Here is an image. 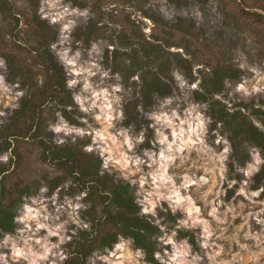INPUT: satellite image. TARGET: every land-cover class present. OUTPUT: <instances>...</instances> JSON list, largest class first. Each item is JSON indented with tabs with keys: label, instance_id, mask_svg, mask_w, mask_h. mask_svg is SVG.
<instances>
[{
	"label": "clouds",
	"instance_id": "clouds-1",
	"mask_svg": "<svg viewBox=\"0 0 264 264\" xmlns=\"http://www.w3.org/2000/svg\"><path fill=\"white\" fill-rule=\"evenodd\" d=\"M212 11L215 12V8ZM159 13L166 21H174L177 15H188L186 12L175 11V6L172 10L161 7ZM38 15L50 26L60 25L57 40L49 44V50L73 77L66 80V87L72 91L77 85H82L80 91H72V99L78 111L85 114L75 118L86 127L70 124L63 113L57 111L56 122L48 123V131L54 134L53 143L61 146L66 143L65 137L71 136L72 142L75 143L77 137L84 139L90 136L92 142L84 145L83 151L95 152L100 157V175H104L106 171L111 174V167H118L120 176L117 179H123L136 189L133 193L134 203L140 209L136 216L154 218L149 219V223L163 233L152 237L157 241V250L152 253L157 264H245V256L250 264H264V199H258L264 193V179L260 181L257 190H251V185L255 183L252 178L260 173L264 157L261 156V150L253 145L249 148L251 161L245 162L244 167L233 161L235 172L243 176L239 181L236 196H241L249 202L250 210L244 215L243 204L233 206L222 199L227 194L225 183L228 189L238 183L236 179H228L227 161L232 153L228 134H220L219 128L222 125L218 123L217 129L212 132L215 140L211 143L208 141L209 125L213 123L212 117L206 115L209 103L198 102L191 95L197 91L203 92L200 87L202 78L197 75L202 65L192 66L195 80L191 83L179 68L174 66L171 69L170 75L181 95L176 94V89H173L172 95L163 98H160L159 93H153V99L157 103L152 110L145 112L143 106L137 108L151 123L146 127L142 126L139 133H136L134 124L117 127L118 123L126 119L121 103L122 96L118 95L124 91L121 83L123 77L119 72L113 74L111 69L105 70L99 63L103 60L105 48L111 54L113 45L103 39L91 41L87 50L89 59L83 62L80 50L70 55L72 49L66 46L70 44L71 33L77 27L78 21L82 19L83 23L87 24L89 19L95 18L91 6L81 9L73 7L70 2L63 3V0H39ZM191 16L197 27L204 22L199 5ZM217 17L222 19L219 13ZM143 30L149 31L147 28ZM242 59L240 50L237 49L233 63L244 70ZM0 69L7 72V63L2 57ZM248 71L254 75H241L235 87H232L229 78H225V85L231 89L227 95L233 102L243 100L247 103L252 96L264 93V73L255 67L249 68ZM96 76H99L98 83L92 80ZM139 76L137 73L131 79L139 81ZM108 79L116 83L108 84ZM13 87L19 88V84H6L5 75L0 74V90L9 92ZM25 93L26 89L16 92V99L22 98ZM212 99L220 100L228 105L229 111L232 110V104L224 99L223 93H214ZM14 107L19 108V104ZM72 110L71 105L67 106V111ZM0 116H5V113L0 112ZM87 116H91L102 126L97 128L89 124ZM4 122L0 120V125ZM256 126L264 131V127L258 123ZM149 128L154 131V138L149 141L152 147L137 152L138 146L145 143ZM213 145L222 146V150L217 151ZM193 152L196 154L195 159L192 157ZM10 157V151L0 154V163L7 164ZM145 167L147 171L144 170ZM136 174H139L138 178H133ZM67 184L68 182L64 187ZM48 191L47 185L42 184L36 195H25L21 198L13 223L23 227L16 228L15 235L0 230V264H64L70 256L62 246L70 243L73 236L77 235L76 229L72 230L71 235L68 234V224L73 223L81 231L92 232L91 222L79 218L81 211H87L91 207L90 202L83 203L88 195L87 190L74 198L65 197L63 204L58 203L60 188L56 189L51 198L46 195ZM198 202H203L204 211L198 206ZM48 203H51L54 211H49ZM165 204L167 208L164 207ZM65 205L71 211L68 212V219L61 221ZM158 208L161 212L170 211L173 216L181 214L182 218L177 219L171 231L167 224L162 223ZM237 208L241 211H237ZM237 216L242 217V223L234 226L231 222ZM250 220L259 226L258 231L253 232ZM229 226L233 227L231 234H227ZM197 229L199 231H196ZM181 230L194 232L196 246L201 251L194 250L189 237L178 238ZM53 237L57 238L55 242ZM217 241H225L229 246L235 244L238 251L230 257L222 255L224 247ZM248 241L252 243L249 244ZM134 243L132 236L117 234V242L112 248L103 249L106 254H101V251L96 249L89 259L92 264H96L97 260L102 264H125V261L128 264H151V261L147 260V250L143 247H136L134 253L126 255Z\"/></svg>",
	"mask_w": 264,
	"mask_h": 264
},
{
	"label": "trees",
	"instance_id": "trees-1",
	"mask_svg": "<svg viewBox=\"0 0 264 264\" xmlns=\"http://www.w3.org/2000/svg\"><path fill=\"white\" fill-rule=\"evenodd\" d=\"M138 1V0H137ZM0 2L9 1L0 0ZM7 3L6 6H7ZM0 5V11H3ZM245 20L251 25L264 27V9L263 11L246 10L244 11ZM181 17L172 24L180 33H191L195 27V22L191 20V25H184ZM33 24L37 26L36 34L38 39L34 47L37 57L41 64L48 70L49 81L42 84L33 77L30 68L18 63L17 58L12 54L6 55L8 63V79H16L26 87L27 93L21 98L19 108L13 110L9 116V121L0 126V136L5 137V150L11 148V141L8 139H18L28 137L41 148V159L63 171L62 174L48 177L47 182L51 190L59 187L64 182H70L68 192L78 194L85 190L88 195L85 202L91 204L87 211H82V215L91 222L92 232L79 231L69 243L70 258L65 264H87L91 253L99 249L103 252L105 247L112 248L117 242V234H123L125 237L132 236L137 247H143L147 250V260L157 264L153 259L152 253L157 250V241L153 236H158L160 229L149 223V218H140L136 213L140 211L134 203L136 189L132 188L128 182L117 179L115 173L109 174L107 171L100 175L102 160L96 153H85L83 146L90 142L89 137L84 139L68 138L66 143L57 146L53 143L54 134L48 131L49 121L54 122L55 113L61 111L64 117L75 125H82L75 117L81 116L72 99V91L66 87V80L70 75L65 67L49 50V44L57 35V30L41 20L37 10L34 11ZM171 43L160 40H141L130 41L123 44V49L115 48L117 57H127L129 63L121 62L119 68L124 75L125 80H130L133 74L139 73V81H135L138 87L139 95L125 104L126 124L133 122L140 126L149 124V121L137 110L138 106L148 109L155 104L153 93H159L160 97L171 95L173 89H176L175 80L170 75L172 61L181 60V53L169 51ZM171 57H177L172 59ZM227 57V56H226ZM123 65V68L121 66ZM243 70L235 66L230 60H224L219 64L212 65L210 71L203 77L201 88L203 92H194L197 100L208 102V112L213 119L214 125H222L227 132L232 143V155L230 166L234 169L233 161L244 165L250 160L249 148L258 146L264 155V131L257 127L253 122L248 110L252 109L253 114L262 115L264 125V109L256 107V97L245 103L241 101L229 111L228 106L220 100L212 99L214 93H220L225 89V78L232 80L239 79ZM260 101L264 104V98L260 96ZM51 103H54L51 104ZM51 105L50 112L46 115L45 108ZM72 106V111H67V106ZM244 109L245 111H241ZM247 113V114H245ZM153 134L151 128L148 129V141ZM16 151V150H15ZM7 171L6 164L0 163V176ZM258 183L264 179V165L260 173L255 176ZM40 182L34 180L31 184L23 187V190L16 197L7 202L0 203V230L3 232H15L18 224L13 223V217L17 215L16 209L21 203V198L25 195L37 194ZM170 215L171 212L168 211ZM173 216V215H172ZM177 213L174 218L180 217ZM2 233H0V237ZM180 238L189 237L192 243H196L195 235L192 231H179ZM102 264V263H97Z\"/></svg>",
	"mask_w": 264,
	"mask_h": 264
},
{
	"label": "rangeland",
	"instance_id": "rangeland-1",
	"mask_svg": "<svg viewBox=\"0 0 264 264\" xmlns=\"http://www.w3.org/2000/svg\"><path fill=\"white\" fill-rule=\"evenodd\" d=\"M7 1H9L10 6L7 2H0L2 9H4L3 11H0V57L4 58L7 63L6 55L12 54L17 58V61L20 65L26 66L31 69V71L33 72V77H35L36 80L42 82V84L48 83V70L44 67V65L41 64V60L37 57L34 51L38 35L36 34L37 26L33 24L32 20L34 11L37 10L38 13L39 0ZM69 2L73 7H80L81 9L90 5L92 11L95 13V18L89 19L87 24L83 23L82 19L78 21L77 27L71 33L70 44L66 45L70 46L72 49L70 55L74 54L76 50H80L82 53L81 62H83L89 59L87 50L91 46V41L103 39L106 40L109 44L113 45L111 54H109V50L105 48L103 60L99 61V63L105 70L111 69V72L113 74L119 72L123 77L121 83L123 85L124 91L118 93V95L122 96L121 103L123 106L125 117V104L129 100H133L138 97L139 91L138 87L134 83L135 81L131 79L136 75V73L133 74L130 80L127 81L124 79V75L119 68L121 62L124 61L129 63V59L124 56L117 57L114 49H123V44H127L130 41H141L144 39L151 41H169V43H171L169 49H177L178 51L175 52L181 53L182 56L181 60H179L178 62L172 61L171 69L174 66L176 68H179L185 74L190 83L195 80V77H193L192 75V66L194 64L202 65V67L198 69L197 75L203 80L204 75L206 74V72L210 71L212 65L219 64L224 60L226 61L227 59L233 63V59L236 55L237 49L240 50V54L243 58L241 62L245 64V69L243 70L244 73L242 75L252 77L254 74L248 71V69L251 67H255L259 71L264 73V27L251 25L250 23H248V21L245 20L244 17V11L246 10L263 11L264 0H166V3L165 0H63V3L65 4ZM5 3H7V6ZM197 5H199V10L203 14L204 21L199 27L196 26V21L191 16V13L195 11ZM173 6H175V11L181 13L186 12L188 13V15H177L174 21L164 20L159 13V9L161 7H165L169 10H172ZM213 8H215V12L212 11ZM217 13H219V16L222 17V19L217 17ZM179 17L187 19L183 21L184 25L186 26L191 25V20L195 22V27L192 29L191 33H180L175 28H172V24ZM71 19L76 18L71 17ZM53 27L57 30V35L52 41L55 42L59 35L60 25L57 24ZM145 28L149 29V31L145 32L143 30ZM78 41L80 42L79 44L77 43ZM181 49L183 50L182 52L179 51ZM171 58L174 60L177 57ZM234 65L237 66L236 64ZM121 68H123V65L121 66ZM0 74L5 75L6 84L13 86L19 84V88L13 87L9 92L0 90V112L5 113V116H0V120H4L5 122H7L9 121L10 114L14 109H16L14 106L17 103L20 105L21 98L17 100L15 97V93L21 90H25L26 87H23L18 79L14 81L8 79V63L7 72L5 73L4 69H0ZM70 78L73 77L70 76L69 79ZM92 80L94 83H98L99 76L93 77ZM238 80L239 79H229L232 87H235V83ZM106 83L114 84L116 82L112 79H108ZM81 87L82 85H77L74 91H80ZM129 89H131L130 92ZM230 90L231 89L225 85V89L220 93H223L224 99L228 100L229 103L232 104L233 110L234 106L239 104L243 100H240L239 102H233L232 100H230L227 95ZM176 94L181 95L178 87L176 88ZM191 95L192 98L196 101L203 102L197 100L194 97V93H192ZM260 96L264 98V93L254 95L249 98L248 101L256 97V107H261L262 109H264V104L261 103ZM156 103L157 101H155L154 105H156ZM51 104L54 105V103ZM153 106L148 109H143L145 112H147L152 110ZM50 108H52L51 105L45 108L46 115L50 112ZM248 113H250L253 121H256V123L264 127L261 120V114H253L252 109L248 110ZM206 115H210L208 111ZM83 116H85V114L82 113L81 117ZM86 118L88 119L89 124H92L94 127L99 128L102 126L100 122L94 121L91 116H87ZM56 119L53 123L56 122ZM125 120L126 119L118 123L117 127H128L129 125L134 124V131L136 133H139L142 126L138 125L135 122L126 124ZM149 123H151V121H149ZM76 126L86 127V125L84 124ZM143 126L146 127V124ZM216 129L217 125H214V123L209 125L208 141L210 143L215 140V136L212 135V132ZM219 132L222 136L227 133L222 126L219 128ZM61 136H63V134H61ZM86 137L90 138V142L88 143L90 144L92 142L91 137ZM4 138L5 137L0 136V154L10 151L11 157L9 159V162L6 164L7 171L0 176V203L7 202L9 199L16 197L21 193L23 187L31 184V182L34 180L40 182V187L42 184L47 185L49 191L46 195L49 198H51L52 194L56 191L57 188H60L58 203L61 204L64 203L65 197L74 198L79 194L78 193L73 195L68 192V188L70 186V182L68 181L66 187H64L66 183L64 182L59 187L51 190L50 184L46 180V176H48L49 178L54 177L62 174L63 171L59 170L57 167L51 164L44 162L41 159V148L37 144V142H33L28 137L18 139L19 141H17L16 138L14 139L10 137L8 140L11 141V148L5 150L4 147L6 145V140ZM68 138L72 137H65V140L67 141ZM153 138L154 131L150 141ZM147 141L148 130L146 132L145 143L138 146L136 151L141 152L143 148H151V143L148 145ZM213 146L217 148V151L222 150V146ZM258 148L261 150L260 147ZM195 155V152H193V159H195ZM231 155L229 157V160L227 161L228 179H236L238 183L231 189H228L227 183H225L224 188L227 189V194L226 196L222 197V199L226 203H231L233 206L243 204L244 208L242 209V213L246 215L250 210L248 207L249 202L241 196H236V190L239 188V181L243 179V176L242 174L235 172V167L234 169H231ZM261 156L264 157L262 151ZM250 161L251 157L248 162ZM239 165L241 167L245 166V164ZM144 170L147 171V167H145ZM111 173H115L116 177L120 176V171L116 166L111 167ZM138 176L139 174H136V176H134L133 178H138ZM255 176L252 178L255 183L251 185V190H257V188L260 186V183L257 182ZM119 180L124 181L123 179ZM233 197H235V200H233ZM258 199H264V193H262L261 196L258 197ZM83 203H86L85 200L83 201ZM47 206L49 211H54L51 203H48ZM198 206H200L202 211H204L203 202H198ZM164 207L167 208V204H165ZM70 211L71 209H69L67 205H65V210L60 217L61 221L68 219V212ZM237 211H241V209L237 208ZM157 212L159 217L162 218V223L169 226V231H171L177 219L182 218L181 216L178 218H174L169 214V212H161L159 208L157 209ZM79 218L81 220H84L85 222H88V220L83 217L82 211L80 212ZM231 223L234 226H239L242 223V217L237 216L236 219ZM249 224L253 232L259 230V226L256 225L254 221L250 220ZM18 227H23V225L18 224ZM68 228L69 235L72 234L73 229H76L77 233L80 231L73 223H69ZM196 231H199V229H197ZM232 232L233 227L229 226L227 234H231ZM11 233L15 235V232ZM43 234L44 232L42 230L41 235ZM162 234L163 233H160L159 235ZM178 238L180 237L178 236ZM0 239H2V236L0 237ZM56 239V237H53V242H55ZM241 242L243 243L244 241L241 240ZM190 243L192 242L190 241ZM217 243L223 245L224 253H222V255H226L227 257H230L232 254L238 251V247L235 244L229 246L225 241H217ZM248 243L251 244L252 242L248 241ZM192 244L194 245L195 251H201L199 247L196 246V243ZM62 247L66 248L68 253H70L69 243L67 245H63ZM136 247L137 246L135 245V243L130 246L126 255H131L132 253H134ZM101 254L106 253L101 252ZM89 257L87 260V264H92V261L89 259ZM97 263L102 262L97 260L96 264ZM125 264H128V262L125 261ZM245 264H250V262L247 261L246 256Z\"/></svg>",
	"mask_w": 264,
	"mask_h": 264
}]
</instances>
